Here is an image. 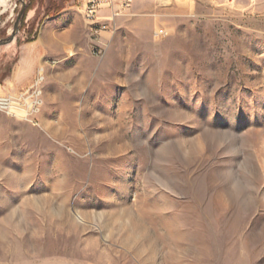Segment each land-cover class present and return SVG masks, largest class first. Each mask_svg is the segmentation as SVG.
I'll list each match as a JSON object with an SVG mask.
<instances>
[{"label": "rangeland", "instance_id": "obj_1", "mask_svg": "<svg viewBox=\"0 0 264 264\" xmlns=\"http://www.w3.org/2000/svg\"><path fill=\"white\" fill-rule=\"evenodd\" d=\"M85 2L0 0V83L51 62L0 112V264H264V0H112L101 55Z\"/></svg>", "mask_w": 264, "mask_h": 264}, {"label": "built area", "instance_id": "obj_2", "mask_svg": "<svg viewBox=\"0 0 264 264\" xmlns=\"http://www.w3.org/2000/svg\"><path fill=\"white\" fill-rule=\"evenodd\" d=\"M131 1L124 0L119 8L129 7ZM111 2L112 0L106 2L105 0H86L83 5L82 14L87 24L95 55H101L104 48L101 44V34L114 24L115 18L120 14L119 11L110 8ZM109 8L107 15H102V10ZM163 36H165L163 30L155 32V37ZM44 83L45 70L40 68L26 90L0 96V112L9 117L20 118L33 125H38L39 113L44 104L43 97L40 96V87Z\"/></svg>", "mask_w": 264, "mask_h": 264}, {"label": "crops", "instance_id": "obj_3", "mask_svg": "<svg viewBox=\"0 0 264 264\" xmlns=\"http://www.w3.org/2000/svg\"><path fill=\"white\" fill-rule=\"evenodd\" d=\"M49 39L54 41L55 38L50 36ZM14 48L18 53L17 62L4 84L0 83L1 93L18 92L28 88L40 68L45 70L46 65L51 66V62L47 60L50 46L44 34L31 42L15 45Z\"/></svg>", "mask_w": 264, "mask_h": 264}, {"label": "water", "instance_id": "obj_4", "mask_svg": "<svg viewBox=\"0 0 264 264\" xmlns=\"http://www.w3.org/2000/svg\"><path fill=\"white\" fill-rule=\"evenodd\" d=\"M24 10H25L24 9V4L22 3V9H21L20 13L18 14L17 19H16V21H15V23L13 25L12 32H11V34L8 37L0 40V47L11 43L13 41V39L15 38L16 33L18 31L19 21H20V18L22 16Z\"/></svg>", "mask_w": 264, "mask_h": 264}, {"label": "bare ground", "instance_id": "obj_5", "mask_svg": "<svg viewBox=\"0 0 264 264\" xmlns=\"http://www.w3.org/2000/svg\"><path fill=\"white\" fill-rule=\"evenodd\" d=\"M44 85V84H43ZM43 85L40 87V96L43 97Z\"/></svg>", "mask_w": 264, "mask_h": 264}, {"label": "trees", "instance_id": "obj_6", "mask_svg": "<svg viewBox=\"0 0 264 264\" xmlns=\"http://www.w3.org/2000/svg\"><path fill=\"white\" fill-rule=\"evenodd\" d=\"M27 42H31V41H27Z\"/></svg>", "mask_w": 264, "mask_h": 264}]
</instances>
